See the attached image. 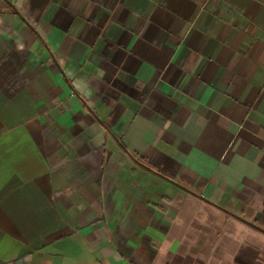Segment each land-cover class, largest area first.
<instances>
[{"label":"crops","instance_id":"crops-1","mask_svg":"<svg viewBox=\"0 0 264 264\" xmlns=\"http://www.w3.org/2000/svg\"><path fill=\"white\" fill-rule=\"evenodd\" d=\"M0 264H264V0H0Z\"/></svg>","mask_w":264,"mask_h":264}]
</instances>
